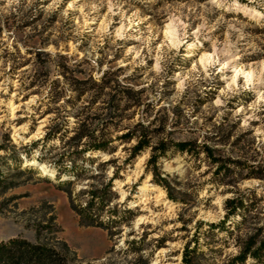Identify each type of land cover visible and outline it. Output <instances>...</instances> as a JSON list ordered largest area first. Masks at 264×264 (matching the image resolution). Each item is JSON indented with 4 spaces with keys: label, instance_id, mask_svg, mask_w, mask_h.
Listing matches in <instances>:
<instances>
[{
    "label": "rangeland",
    "instance_id": "obj_1",
    "mask_svg": "<svg viewBox=\"0 0 264 264\" xmlns=\"http://www.w3.org/2000/svg\"><path fill=\"white\" fill-rule=\"evenodd\" d=\"M4 2L0 0V7ZM68 2L63 0L59 7L50 9L52 0H33L30 6L28 0H22L15 12H0V61L3 62L0 81L5 77L9 80L8 92L0 91V101H3L0 103V173L6 182L14 183L12 187L0 189V239L20 234L33 240V220L45 209L48 216V206L52 205L56 222L62 228L59 235L72 250L68 264H132L138 253L117 248L119 238L125 235V245L126 240L144 236L141 252L149 253V264L157 259L159 264H181L182 248L192 235L195 222L218 221L224 213V199L235 190L253 188L263 198L260 207L264 211V179L235 178L231 184H217L212 181V165L203 152L194 156L169 150L159 159L162 174H168L182 191L186 203L168 199L147 170L150 146L128 158L136 136L117 137L140 122L144 127L139 126V131L150 136L151 143L159 138L189 139L213 147L215 154L224 157L264 163V141L258 142L253 134L255 127L264 124V112L256 113L261 119L251 120L247 128L242 127V123L248 113L236 114L237 108H247L254 101V90L264 88V77L250 89L221 96L224 103H214L226 83L221 76H230L233 66L243 63L252 65L257 72L262 71L264 27L249 21L246 15L254 5L249 0H238L239 6L225 12L210 5L211 10L205 11L201 7L205 0H156L155 3L124 0L126 16L139 9L140 18H148L135 26L141 31L149 26H161L178 4L185 5L181 11L191 24L189 32L203 22L199 17L203 16L206 21V29L199 37L203 48L189 35L187 43H193L192 48L186 43L178 52L175 49L162 51L157 66L155 45L163 41L162 36L152 42L151 53L143 48L137 56L128 49L142 47L143 40L134 38L140 33L130 30L123 39H115L112 30L119 27L120 20L116 15L101 43L96 29L107 8L102 7L99 13L87 16L97 19L96 24L89 25L92 29L89 32L82 30L84 17L79 11L69 10L67 16L63 14ZM87 2L79 0L81 6ZM84 12H89L87 6ZM230 23H234L238 31L230 29ZM6 32L11 35L4 39ZM212 43L216 44L221 63L231 61L228 68L217 73V64L216 68L209 69L212 75L208 77L203 71L198 75L190 72L198 56L204 50L211 51ZM237 56L239 60L234 59ZM185 76L188 79H184ZM11 81H17L18 86ZM9 101L19 108L12 112ZM79 118L93 120L95 134L114 139V151H93L90 155L96 157L92 172L97 171V163L111 159L104 172L107 176L116 172L112 184L118 196L113 202L135 213L120 225L117 233L110 234L100 226L79 224L67 192L58 186L67 176L56 177L54 162L61 158L60 153L72 149L65 141L74 132ZM51 126V133L59 130L55 136L34 148L24 146L41 138ZM62 133L66 135L61 137ZM37 155L44 157L43 161L38 160ZM40 164L51 169L53 176H41ZM88 180L90 178L75 182L74 192L87 187ZM142 186L146 188L142 190ZM76 200L84 203L86 197L81 195ZM43 203L46 205L38 211L31 209ZM106 214L103 213V219ZM141 216L146 220L138 228L134 227ZM125 226L130 229L126 234ZM214 246L219 244L214 243ZM230 248H236L232 240L221 252L212 253L218 264L232 254L228 251ZM161 249L165 251L157 258L156 253ZM245 264L255 263L248 258Z\"/></svg>",
    "mask_w": 264,
    "mask_h": 264
},
{
    "label": "trees",
    "instance_id": "obj_2",
    "mask_svg": "<svg viewBox=\"0 0 264 264\" xmlns=\"http://www.w3.org/2000/svg\"><path fill=\"white\" fill-rule=\"evenodd\" d=\"M95 126L93 120L79 118L74 132L65 141L72 149L68 148L60 153L61 158H58L54 165L56 177L67 176L61 180L58 186L67 192L69 205L76 213L78 223L100 226L113 234L117 233L120 225L131 219L135 213L131 208L113 202L118 196L112 184L116 172L110 176L105 175L104 172L106 164L111 162V159L97 163L95 166L97 171L92 172L94 167L92 165L96 157L91 156L90 153L93 151L112 152L115 147L112 144L114 139L111 137L95 134ZM139 126L144 127L143 123L138 122L133 129L127 130L117 137L136 136L137 140L130 147L128 158L150 146V154L146 160L147 170L151 173V180L164 190L166 197L170 200L186 203L182 191L171 182L168 174H162L158 165L159 159L164 157L169 150L188 152L194 156L203 152L212 165V181L217 184L228 185L235 178L264 179V163L254 164L247 158L224 157L215 154L213 147L189 139L159 138L151 143L150 136L147 137L142 131L140 132ZM51 129L52 126L47 128L41 138H35L24 146L34 148L40 142L48 141L59 131L51 133ZM65 135L62 133L61 137ZM36 158L40 161L44 159L40 155H37ZM84 178H90L89 182L87 181L88 186L74 192L72 185ZM13 185V182H6L5 176L0 173V189H6ZM81 195L86 197L84 203L76 200V197ZM262 200V196L258 195L253 188L237 189L233 195L226 197L223 201L224 213L218 221L197 220L195 222L192 235L183 245L181 264H218L212 253L221 252L222 248L229 245V240H232V244L238 249V254L226 255L220 264H245L248 258H251L255 264H264V211H262L263 207H260ZM45 205L43 203L39 207L31 209L38 211ZM52 210V205H49L48 212L50 214L48 216H46L47 210L45 209L41 216L33 220V240L20 234L0 239V264L69 263L72 250L65 239L59 235L62 228L56 222V216ZM104 212L107 213L105 219H103ZM125 212L127 216L123 215ZM126 242L129 252L138 253L132 264H149V253L141 252L144 249V236L138 239L132 238ZM214 243H218L219 246H214ZM203 246L207 250H204Z\"/></svg>",
    "mask_w": 264,
    "mask_h": 264
},
{
    "label": "clouds",
    "instance_id": "obj_3",
    "mask_svg": "<svg viewBox=\"0 0 264 264\" xmlns=\"http://www.w3.org/2000/svg\"><path fill=\"white\" fill-rule=\"evenodd\" d=\"M22 0H5L2 7H0V12H15L17 8L21 5ZM33 0H28V5L30 6ZM123 2L124 0H88L87 4L81 6L79 4V0H69L65 10L64 15L67 16L69 10H76L81 13V16L84 17L82 30H87L89 32L92 31L89 28L90 24H96L97 19L94 17L92 19H88L87 16L90 15L92 12L99 13V9L102 7L107 8V12L103 15V18L99 21V27L96 29L97 33L101 36V43H103V36L109 33L110 27L113 25L112 17L119 15L120 20L118 21L119 27H116L112 30V35L115 39H123L126 33L136 32L140 33L136 35L134 38L137 40H143L142 47L139 50L134 48H129L128 51L132 52L135 51L137 56L140 55V52L143 51V48H148L149 53L153 51L151 44L153 41L158 40V37L162 36L163 41L160 43H156L155 50H156V61L157 66L159 64V60L162 58L160 53L162 51H171L175 49L177 52L179 51L180 47L187 43V38L191 35L195 38V43L200 44V47L203 48V44L200 42L199 37L203 30L206 29V21H204L203 16L199 17L203 22L200 23L194 30L189 32V28H191V24L186 22L187 16L184 12L181 11L185 7L183 4H178L175 9L170 12L167 16V19L163 22L161 26H149L145 30L141 31L139 27H135L144 22V20L148 19L144 17L143 19L140 18V10L137 9L132 12L131 16H126L125 12L123 11ZM153 3L156 0H152ZM63 3V0H52V3L49 5V8L52 9L54 7H59V5ZM250 4L254 6L248 9L246 15H248L249 21H254L256 25L260 27H264V0H249ZM213 6L216 9H223L225 12L231 11L234 7L239 6L238 0H205V4L201 5L205 9V11H210L211 9L208 6ZM87 6L89 8V12H84V7ZM171 7V6H168ZM194 10V9H193ZM236 23H239L237 21ZM155 27V31H154ZM230 29H235V24H229ZM210 30V29H209ZM238 31V30H237ZM11 35L10 33H5L4 39H7L8 36ZM15 39V37H13ZM205 39H208L206 36ZM115 42V40L113 41ZM11 41H9V48L11 49ZM188 48H192L194 45L193 43H187ZM73 49L75 45L72 46ZM23 52V47L21 48ZM83 55V54H81ZM189 55H193V53H189ZM234 59L239 60L240 56L234 57ZM3 62L0 61V64ZM122 63V62H121ZM229 63L231 61H225L224 63L220 62V58L217 55V47L215 43H212L211 51L204 50L202 54L198 56V59L192 64L191 68L189 69L190 72H197V75L200 71H203L204 76L208 77L211 76L212 73L209 71L210 68H216V65L219 64V67L216 68L217 73L223 72L225 69L228 68ZM199 65V69L197 68ZM262 71L257 72L252 65H246L243 63H239L231 68V75L230 76H221V79L225 80V85L223 88L219 90V94L217 95L214 103L220 105L224 103L221 99V96H227L228 94L236 93L238 91L246 90L252 88L254 83H259L260 78L264 77V62H261ZM2 75V73H0ZM179 75V73L177 74ZM184 79H188L187 76ZM241 80L243 83H241ZM8 83L9 80L7 77L3 81H0V91L7 93L8 92ZM11 83L18 86L17 81H11ZM183 84V80L181 81ZM255 92V99L252 103L247 105V108L243 106L236 109V114L240 112H247L243 118L242 127L247 128L249 127V122L253 119L260 120L261 117L256 115L258 112H264V88L254 90ZM12 96L15 97L16 93L13 92ZM34 99V98H33ZM3 101H0L2 103ZM30 103L33 101H29ZM11 104V101H9ZM13 111L16 108H19V105H13ZM42 134V133H41ZM259 141H264V124L255 127L253 133ZM41 176H47V172L41 166L40 171ZM146 220V217H139L134 224V227L138 228L139 224ZM130 229L128 227H124V234H126ZM125 236L119 238L117 248H127L125 245ZM165 250L161 249L159 252L156 253L157 258L163 255ZM228 251L232 252L234 255L238 254V249L230 248ZM153 264H159V259L155 260Z\"/></svg>",
    "mask_w": 264,
    "mask_h": 264
},
{
    "label": "bare ground",
    "instance_id": "obj_4",
    "mask_svg": "<svg viewBox=\"0 0 264 264\" xmlns=\"http://www.w3.org/2000/svg\"><path fill=\"white\" fill-rule=\"evenodd\" d=\"M9 106H10L11 111L13 112V107H12L13 106V103H11ZM29 162L35 163L34 160H30ZM41 166H43V169L47 172V175L48 176H53L52 170L49 169V168H47L44 164H40L39 167H38V170L41 171ZM156 187H157V185H156ZM145 188H146V186H142L141 187L142 190L145 189Z\"/></svg>",
    "mask_w": 264,
    "mask_h": 264
}]
</instances>
